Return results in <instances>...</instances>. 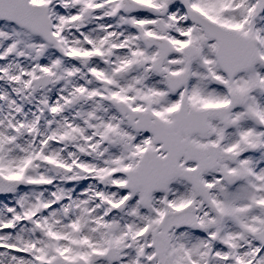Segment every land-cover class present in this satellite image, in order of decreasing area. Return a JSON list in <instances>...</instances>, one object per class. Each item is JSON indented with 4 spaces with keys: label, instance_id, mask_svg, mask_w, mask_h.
I'll use <instances>...</instances> for the list:
<instances>
[{
    "label": "snow or ice",
    "instance_id": "snow-or-ice-1",
    "mask_svg": "<svg viewBox=\"0 0 264 264\" xmlns=\"http://www.w3.org/2000/svg\"><path fill=\"white\" fill-rule=\"evenodd\" d=\"M0 264H264V0H0Z\"/></svg>",
    "mask_w": 264,
    "mask_h": 264
}]
</instances>
